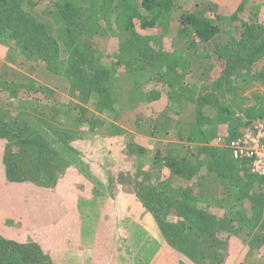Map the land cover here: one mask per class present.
<instances>
[{
  "label": "rangeland",
  "instance_id": "1",
  "mask_svg": "<svg viewBox=\"0 0 264 264\" xmlns=\"http://www.w3.org/2000/svg\"><path fill=\"white\" fill-rule=\"evenodd\" d=\"M176 1L180 11L174 14L175 21L169 32L163 29L160 40L155 31L142 29L140 21L133 19V9L149 16L142 10L141 0H133L127 12L120 0H108L100 10L96 9L100 18L95 16L96 28L103 38L104 55L112 57L107 64L114 87L109 94L111 105L97 106L95 94L78 95L67 78L55 74L43 62H34L24 45L10 37L16 34L10 21L17 26L24 19L43 25L47 34L60 38L58 18L62 16L59 11L64 0H0V145L12 142L15 146L12 150H17L21 139H16L15 133L21 130L23 134L28 126L30 133H38L40 141H45L41 145L44 149L38 148L36 156L43 162L49 161L48 167L52 168L41 171L39 178L27 184L11 176L7 184L5 179L0 186V226H6L0 231V248L9 249L15 262L29 260L32 264L31 261L34 263L49 255L47 258L53 264H156V229L161 238L163 235L146 204L156 206V194L162 198V193L178 200L181 186L189 187L190 182L197 181H201L198 195L203 199L199 206L209 207L201 210L203 216L224 217L225 231L216 230L219 240L226 245L224 253L229 252L232 239L248 243L250 254L264 246V178L253 174L245 162L234 160L230 153H222L225 157L222 164L215 165L212 156L201 155L196 148L206 145L214 152V148H220L215 142L218 137L239 132L262 117L264 77L247 72L252 81L237 80L234 100L230 102L227 96L224 101V104L232 103L233 114L220 125L206 127L207 143L189 142L192 135L189 127L195 123L197 113L194 100L212 83H226L218 76L221 66L217 48L233 41L243 24H251L253 1L259 4L264 0ZM79 3L86 5L84 0ZM240 3L243 8L237 13ZM263 7L259 13L264 11ZM186 13L218 25L219 34L208 43L193 46V28L182 25L180 19V14ZM236 14L237 21L232 19ZM92 24V21L87 23V29H95ZM84 33H80L82 40L86 37ZM22 34L19 32L17 36ZM137 39L148 40L155 47L159 43L158 52L165 53V57L151 64L146 58L139 59L135 62L136 68H123L114 55H123L122 50L134 51ZM58 43L60 61L68 60L69 51L61 40ZM143 53L139 54L140 58ZM131 55L129 59L125 57L124 65L137 59L133 58L135 52ZM223 90H220L222 95ZM56 107L58 113L54 111ZM83 110L85 114L80 117ZM205 113L213 120L218 118L215 110L205 109ZM54 114L59 120L56 125L49 122ZM76 117L87 122L74 125L69 118ZM91 119L102 122L100 127L95 126L98 127L96 134L88 132ZM156 121L161 125L160 130L171 132L168 140L178 142V146L172 147L171 156L164 148L165 139L156 140V134H160ZM57 129L60 132L56 138L52 131L58 132ZM177 133L179 138L174 137ZM182 143L193 146L191 150L185 148L190 154L180 153ZM158 146L161 158L156 166ZM7 155L8 152L0 159ZM166 156L174 160L186 158L198 173L188 177V181L171 177L164 166ZM56 177L62 180L56 181ZM19 197L26 201H18ZM20 210L24 211L23 219H30L32 228L43 232L40 237L18 235L16 230L25 225L22 218L16 217ZM166 219L175 224L176 212L166 214ZM211 244H202L206 255L200 263L225 264L228 256L222 255L220 245L212 247ZM167 245L171 247L168 242ZM38 250L40 257L36 255ZM213 253H218L217 257ZM259 254H264V250ZM234 260L235 264L241 262L238 258ZM252 263L255 261L248 264ZM258 264H264V259Z\"/></svg>",
  "mask_w": 264,
  "mask_h": 264
},
{
  "label": "trees",
  "instance_id": "2",
  "mask_svg": "<svg viewBox=\"0 0 264 264\" xmlns=\"http://www.w3.org/2000/svg\"><path fill=\"white\" fill-rule=\"evenodd\" d=\"M84 1L86 4L85 6L80 5V0H64V3L61 4L63 6H60L59 12H61L62 16L58 18V37L60 38H55L50 34H47L43 25L24 19H20L17 22V26H15L14 21H10L12 23L11 27L14 29V31H12L13 33H16L10 37L14 40L20 41L21 44L24 45V48L30 53L34 62H43L46 64V67L55 74L67 78L71 82L70 87L75 92L78 91V95L83 94L85 97H91L92 94H95L97 106H107L111 105L110 102L112 103L109 94L114 88L113 81L110 80V69L107 64L108 60L112 61V57L104 55L103 38L98 35V30L96 28V25L98 24L97 20L100 19L99 16H97L99 12H97L96 9L100 10V6H104L105 2L108 0ZM120 2L121 5L124 6L123 10L127 12L126 9L130 10L133 0H120ZM262 3L263 2L257 4L253 1L252 10L254 11V17L250 21L251 24H243L242 31L239 34H234L233 41L225 46L217 48L218 65L219 67L221 66L218 76L226 83L223 85L218 84V81L212 83L204 90V92H202L203 94H199L197 99L194 100L193 106L196 108L195 110L197 113L194 121L195 123L189 127V131L192 132V135L189 136V142H202L201 144L207 143L206 127L220 125L226 122L228 120L227 118L233 114L234 110L232 103L224 104V101L227 96L231 98L230 102L234 100L236 95L234 93L235 83L237 80L238 82H241L242 79L243 81H247L249 78V81H252L247 75V72H251V74L255 73L254 76L264 77V74H260V70H264V38H261L264 34V18L262 17L264 11L259 13L260 7L264 5V3ZM101 8L105 10L104 7ZM141 8L149 14V16L146 17L143 14H138L137 10L133 9L135 13L133 19L140 21L142 29L155 31L158 40L161 39L163 29L164 32H169L172 23L175 21L174 14L177 10L180 11V7L176 0H141ZM237 8L238 13L239 9L242 10L243 4L240 3ZM262 10H264V7ZM95 16L98 17L97 20H95ZM237 18L236 14L232 19L237 21ZM102 19L104 20L105 18L102 17ZM180 19L182 25H189L193 28V46L199 42L208 43V41L215 38L221 30L218 25L210 24L208 21H202L194 14H180ZM90 21L93 22L91 26H95V29H87V23ZM120 25L121 24H119V26ZM185 29L186 28H184L182 32H184ZM83 31L86 36L84 40L80 39V33ZM19 32H22L23 34L17 36ZM59 40L62 41L63 46L69 51L68 60L60 61ZM135 43L137 44H134L135 48L133 45L134 51L129 50L126 52L122 50L124 53L123 55L121 53L114 55L115 58L117 57V63L125 69L136 68L135 62L139 61V59L146 58L151 64L165 57V53L158 52L160 51L158 49L161 48L159 43L156 47L151 46L148 40L143 41L137 39ZM258 44L260 45L259 47ZM133 52L136 53V56H133V58L137 57V59L135 58L134 62L126 63L124 65L125 57L128 58ZM143 52H146V54ZM140 53H143L142 58L139 57ZM160 62L164 63L163 61ZM222 89H224V96L222 95V91L220 92ZM55 109L56 113H58L57 107L54 108V111ZM205 109L215 110L218 113L217 120L208 118ZM84 114L85 110L82 111L80 117L84 116ZM261 116L262 117L258 120L264 121V114ZM69 120H71L70 122L74 125L82 126L85 119L76 117L69 118ZM91 120L88 121L91 126L88 132L96 134L95 131L98 127L95 126L100 127L102 122L98 119L97 121H94V119ZM56 121H59L58 115L54 114L52 120L49 122L55 124ZM85 121L87 122V120ZM59 129H57L58 132L61 130ZM29 130L30 129H28L27 126L23 129V134L21 130L15 133V138L21 139L19 142L16 141L18 143L16 146L17 150H12L11 147H15L12 142H8L9 145H7V143L0 145V156H4L5 153L8 152L6 158L2 160L0 159L1 180L6 179L8 181L12 179L11 176H13V179H16L17 182L26 183V181L30 182L39 178L38 174L41 173V171H45L46 165L44 166L43 160L36 156L37 149L42 148L41 145L45 143V141H40L41 136L38 135V133H30ZM241 131L242 130L239 132L233 131L231 135H221L220 137H224L227 141H230L237 137ZM52 132L55 136L58 135L56 132ZM191 147L193 146L190 145V148ZM196 148H198L199 154L212 156L215 165L222 164L221 161L225 158L222 153L229 154L228 148H224V146H220L221 149L217 148V150L214 148V152H211L206 145H200L199 147L196 146ZM186 154H190V152H187ZM43 156L45 155L40 157ZM159 158H161V156L158 154L157 161H159ZM164 161V166L168 168L171 177L178 176L179 179L188 181V177L196 176L198 173L195 172L194 166L191 162L187 161L186 158L180 157L174 160L171 157L166 156ZM218 174L221 175V171L218 172ZM30 176L31 179L29 178ZM200 185L201 181H197L190 182V186H186L187 188L181 186L180 199L178 200H173L172 197L166 196L162 193V198L156 194L158 196L156 199V206L154 205L153 207L152 204H146V206L154 213L156 223L161 228L163 238L174 248V250H176V252H178L183 261L191 264H201L200 261L204 259V254L206 255V253L201 247L203 243L211 242L212 247L220 245V252H222V255H224V257L228 256V252L224 253L226 245L219 240L217 235L218 232H221L222 230L225 231V226L222 223L224 217L220 219L217 215V217L214 216L213 218L216 220H213L203 216L205 214L201 212V210H208L209 207L201 209L199 206L203 200L198 195ZM170 212H176L178 221L175 224L169 223L166 219V214L168 215ZM22 215H24V211L20 210L17 212L16 217L18 219H23L24 217H22ZM194 220L195 224L193 225ZM22 221V223H25L23 226L25 228L22 227L23 229L19 228L16 230L21 238L22 236L30 238L41 236L40 232L42 231L32 228L30 219L26 218ZM190 223L192 224L189 226ZM4 226H0V231L3 230ZM195 228L197 229L196 232H194ZM216 230L218 232H216ZM167 242L165 243L167 244ZM9 254H11L9 249L3 247L0 248V264H30L29 260L27 262L19 260L15 262L12 258L13 255ZM217 254L218 253H213V256L217 257ZM36 255L38 257L41 256L39 250ZM48 256L49 255H45L34 263L31 261V263L53 264V262L49 261L47 258ZM45 258L47 261H44Z\"/></svg>",
  "mask_w": 264,
  "mask_h": 264
},
{
  "label": "crops",
  "instance_id": "3",
  "mask_svg": "<svg viewBox=\"0 0 264 264\" xmlns=\"http://www.w3.org/2000/svg\"><path fill=\"white\" fill-rule=\"evenodd\" d=\"M190 74H191V72H189ZM192 75V74H191ZM190 91V90H189ZM191 97H192V95H191ZM170 122V121H169ZM158 122L156 121V124H157ZM159 127H161V125H157L156 126V130H157V128H158V130H159V132H160V134H156V140L158 141V139L159 138H164L165 139V141L167 142V144L165 145V150L168 152V154L170 155V154H173L172 153V147H176V146H178V142L177 141H174V140H168V137H170L169 136V134L171 133L167 128V130L166 131H162V130H160L159 129ZM47 130H50V129H47ZM59 132H56V134H58ZM161 137H160V136ZM177 135L178 136H174V137H178L179 138V136H180V134L179 133H177ZM56 138H57V135L55 136ZM183 144V143H182ZM184 145V147L183 146H180V149H179V151H180V153H182V155L184 156V155H187L186 153H187V151L185 152V150L187 149V148H190V146L188 147V146H185V144H183ZM145 147V144H143V148ZM186 148V149H185ZM145 149V148H144ZM160 148H159V146H158V148H156V166H157V156H158V154L160 153V150H159ZM178 149V148H177ZM178 151V152H179ZM171 156V155H170ZM46 165V168H50V167H48L49 166V161L48 162H44V166ZM52 168H50V170H51ZM46 170V169H45ZM48 176H49V174H48ZM50 177H51V180H52V174H50ZM60 179V180H59ZM61 181L62 180V178L60 177V178H57L56 177V181ZM6 181V184L8 183L7 182V180H5ZM27 183H29L28 181H26ZM4 183V181L3 180H1L0 179V186H1V184H3ZM26 183V184H27ZM98 191V190H97ZM112 191V190H111ZM26 197V199H27V196H25ZM26 199H24L23 197H19V199H18V201H26ZM1 201V200H0ZM145 225V224H144ZM164 243V244H163ZM263 245H264V243H263ZM156 254H157V252H158V255H156V264H183V262L185 263V264H189V263H187V262H185V261H183V259L180 257V255L178 254V252H176L173 248H171V247H169L166 243H165V241H164V239H163V237L161 238L160 237V234H159V232L157 231V229H156ZM228 250H229V252H228V258H227V261H226V263L225 264H235V260L234 259H240L241 260V262H239V264H248L249 263V261H255V263H252V264H258V262H260L262 259H264V254H259V252L261 251V250H264V246H260V251H258V252H256V253H252V254H250V247H249V245H248V243H246V245H245V243H241V242H237L236 240H231L230 241V243H229V248H228ZM252 252V251H251ZM239 260V261H240ZM191 264V263H190Z\"/></svg>",
  "mask_w": 264,
  "mask_h": 264
},
{
  "label": "built area",
  "instance_id": "4",
  "mask_svg": "<svg viewBox=\"0 0 264 264\" xmlns=\"http://www.w3.org/2000/svg\"><path fill=\"white\" fill-rule=\"evenodd\" d=\"M217 146L228 148L230 156L247 164L250 171L264 178V121L250 122L234 139L224 137L215 140Z\"/></svg>",
  "mask_w": 264,
  "mask_h": 264
}]
</instances>
